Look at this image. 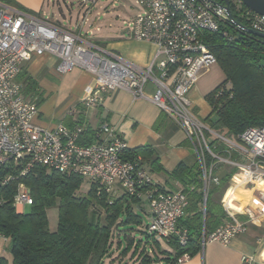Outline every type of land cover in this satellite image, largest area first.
I'll return each mask as SVG.
<instances>
[{
	"label": "built area",
	"instance_id": "built-area-1",
	"mask_svg": "<svg viewBox=\"0 0 264 264\" xmlns=\"http://www.w3.org/2000/svg\"><path fill=\"white\" fill-rule=\"evenodd\" d=\"M118 0H78L80 11L73 26L67 27L52 18H44L21 10H9L0 1V167L13 161L22 164L24 175L35 165H45L60 172L73 171L97 183L98 187L115 196L119 190L131 196L144 198L151 207L152 221L147 232L162 240L175 237L181 246L188 243V232L179 227L180 218L186 215L187 194L182 189L161 190L152 187L149 171L140 159H124L126 140L117 127L109 122L100 126L98 139L89 144L78 142L83 126L75 123L68 127L63 123L47 129L33 122L38 114L36 96L27 97L17 80L22 64L31 55L50 54L58 59L56 70L65 74L73 69L88 71L95 76L94 92L86 100L89 105L99 93L129 90L135 97L153 101L184 131L198 161L203 168V212L206 210L208 185L218 177L212 175L215 164L207 166L210 153L217 163L237 167L229 181L247 177L242 185L252 184L260 188L264 200V125L245 129L238 135L237 143L198 118L193 111L190 92L200 77L217 64L216 55L209 50L207 33H220L231 38L229 28L246 30L235 23L225 7L224 0H136L139 12L124 20L130 38L154 45V54L145 66L132 63L106 48L100 41L104 27L100 22L112 16V7ZM240 1V0H239ZM240 3H242L240 1ZM249 28L264 33V16L250 9L243 12ZM112 27V22L109 23ZM152 83L154 92H146ZM225 143L229 156L212 151L210 139ZM236 152L237 158L231 156ZM241 159L249 162L244 164ZM8 176L2 183L12 180ZM228 186V187H229ZM228 189V188H227ZM30 189L23 182L18 184L14 206L18 211L32 204ZM222 205L228 218L214 231L203 233L202 249L210 242L229 246L233 239L247 230L232 210ZM250 221L259 217L247 209ZM0 229V243L7 241ZM186 253L178 264L187 261ZM254 256L243 255L242 264H256Z\"/></svg>",
	"mask_w": 264,
	"mask_h": 264
},
{
	"label": "trees",
	"instance_id": "trees-1",
	"mask_svg": "<svg viewBox=\"0 0 264 264\" xmlns=\"http://www.w3.org/2000/svg\"><path fill=\"white\" fill-rule=\"evenodd\" d=\"M234 6L231 5V11L235 23L248 26L244 16L239 18L234 13ZM248 9L242 3L241 11ZM229 29L231 38L220 33L206 34L208 48L216 55L217 64L225 75L224 80L206 95L212 107V113L206 121L217 133L237 140L245 129L264 125V38L247 29ZM17 80L21 82L25 96H36L39 105L43 102L44 99L37 92L36 82L25 70L21 69ZM75 123L83 126L78 139L80 144L89 145L98 139L100 127L96 130L86 127L82 119ZM210 147L221 156H229L227 145L218 139L211 137ZM231 156L237 158L236 152L231 151ZM122 157L140 159L143 165L148 163L151 171L163 169L157 152L150 144L127 148ZM206 161L208 167L215 164L212 175L218 177L219 182L212 181L208 185L205 212L202 209L203 168L198 158L193 164L181 161L170 174L173 180L180 183V189L188 197L186 215L178 223L179 227L188 232L186 246H181L175 237L159 240L148 232H143L140 241L129 236V231H136L134 227L143 224L139 211L143 209L141 201L144 198L139 199L122 190L113 196L93 181L88 194L81 195L79 191L85 178L78 173L60 172L45 165H35L23 175L22 164L7 162L0 167V229L8 238L12 262L108 264L105 263L108 258H112V263L118 255L129 254L131 258L139 249L138 242L148 243L151 250L155 251L153 253L144 246L140 252V264H178V259L186 253L190 257L195 256L202 250L203 233L214 231L228 219L220 198L238 170L234 167L221 172L220 166L223 163H217L210 153L206 155ZM8 176L13 179L2 183ZM20 182L27 185L33 197L32 204L22 211L14 206V196ZM151 185L166 190L153 181ZM53 207L58 208L56 229H51L48 216V210ZM133 233L136 236L137 233ZM161 241L166 244L168 241L172 252L163 249ZM117 250L120 254L114 255ZM0 264H8V259L0 256Z\"/></svg>",
	"mask_w": 264,
	"mask_h": 264
},
{
	"label": "crops",
	"instance_id": "crops-1",
	"mask_svg": "<svg viewBox=\"0 0 264 264\" xmlns=\"http://www.w3.org/2000/svg\"><path fill=\"white\" fill-rule=\"evenodd\" d=\"M0 1L9 10H21L41 16L42 0ZM106 30L112 29L105 24L100 33V41L106 48L139 66L149 63L154 54L153 44L124 37L112 42L115 38L112 35L110 38L109 35L106 36L104 34ZM57 63L58 59L55 56L43 54L31 55L22 64V69L36 82L40 98L44 99L33 122L40 127L53 129L60 123L73 127L75 122L82 119L86 127L93 130L109 122L117 127L126 140L128 148L145 144L153 146L163 167L160 171H151L148 163L144 164L153 183L166 190L180 189V183L173 180L170 174L181 161L193 164L197 159L185 131L153 101L143 97L137 98L129 90L99 93L97 100L87 105L86 100L94 92L95 76L78 68L60 74L56 70ZM214 66L200 77L190 92L194 113L206 123L212 113L206 95L225 78L221 67H219L221 74L213 76ZM148 84L146 92L151 94L154 92V86L152 83ZM211 117L214 118V115ZM241 161L244 164L249 162L246 159ZM247 177L242 179L236 176L233 180L234 184L229 186L224 194L225 207L232 210L235 217L246 224L247 230L239 233L229 246H223L218 242L206 244L199 253L182 264H242L243 255L254 256L257 264H264V200L260 196V188L247 184L235 190V184L239 185L243 180L246 181ZM260 184L264 186V180ZM198 206L200 207V204ZM247 209L252 210L259 217L258 223L250 221L246 214ZM161 245L163 249L172 252L168 241L167 244L161 241ZM143 246L152 251L148 243L144 242ZM0 256H5L8 264H14L8 240L0 243ZM117 262L113 261L112 264Z\"/></svg>",
	"mask_w": 264,
	"mask_h": 264
},
{
	"label": "rangeland",
	"instance_id": "rangeland-1",
	"mask_svg": "<svg viewBox=\"0 0 264 264\" xmlns=\"http://www.w3.org/2000/svg\"><path fill=\"white\" fill-rule=\"evenodd\" d=\"M232 4L235 5L234 13L237 14L239 18L243 17V12L241 11L242 3H240L239 0H232ZM113 10V14L110 17H106L102 19L100 22L103 23V25L106 27H109V23L112 22V27H109L110 31H105L104 34L106 36L109 35V38L114 37L115 39H112L113 41L118 40L119 37L124 38H130L129 34L126 32V24L124 23V20L131 19L134 15H136L139 12V5L137 4L136 0H118L115 4V7L111 8ZM80 11L79 2L78 0H42L41 6H40V15L44 18H52L54 15L56 18L59 19V22L64 24L67 27L73 26L72 24L76 21L78 17V13ZM219 65H215L212 69V74L214 77L221 74V70L219 68ZM149 85V84H148ZM237 143H240L238 140H235ZM233 166L229 165L227 163H223L222 166H220L221 172H226L232 169ZM219 176V175H218ZM91 186V181L89 179H85L81 189L80 194L81 195H87ZM229 186V185H228ZM226 192V191H225ZM224 192V194H225ZM223 194V196H224ZM222 196V198H223ZM222 198L220 200L222 201ZM142 210L139 211V214L142 217L143 224L139 226L138 228L135 226L137 230L129 231V236L134 238L135 241H140V236H143V232H147V226L152 221L151 218V207L149 203L142 199L141 201ZM48 216L50 221V227L51 229L57 228V221H58V208L53 207L48 210ZM134 226V225H131ZM128 226V227H131ZM126 227V226H124ZM140 230V231H138ZM137 233L136 236L133 233ZM123 238V237H122ZM118 239V238H117ZM124 241V238H123ZM153 242V240L151 239ZM139 243V249L137 250V253L132 255L131 258L126 256L118 255L113 261H118L116 264H140L142 255H140V252L142 248L144 247V242H138ZM154 243V242H153ZM124 245V244H123ZM153 253H155L154 250H152ZM117 253L120 254L119 250L115 251L113 254L116 255ZM10 257V254L8 255ZM112 258H108L105 263L110 264ZM127 261V262H126ZM112 264V263H111Z\"/></svg>",
	"mask_w": 264,
	"mask_h": 264
},
{
	"label": "water",
	"instance_id": "water-1",
	"mask_svg": "<svg viewBox=\"0 0 264 264\" xmlns=\"http://www.w3.org/2000/svg\"><path fill=\"white\" fill-rule=\"evenodd\" d=\"M225 1V7L228 11V13L231 15V17L234 19L232 11H231V1L230 0H224ZM243 4H245L250 10L261 14L264 16V0H240ZM237 24L244 26L249 32L258 35L262 38H264V33L257 31L255 29L249 28L242 23L237 22Z\"/></svg>",
	"mask_w": 264,
	"mask_h": 264
},
{
	"label": "flooded vegetation",
	"instance_id": "flooded-vegetation-1",
	"mask_svg": "<svg viewBox=\"0 0 264 264\" xmlns=\"http://www.w3.org/2000/svg\"><path fill=\"white\" fill-rule=\"evenodd\" d=\"M231 1V5H232V0H230Z\"/></svg>",
	"mask_w": 264,
	"mask_h": 264
},
{
	"label": "bare ground",
	"instance_id": "bare-ground-1",
	"mask_svg": "<svg viewBox=\"0 0 264 264\" xmlns=\"http://www.w3.org/2000/svg\"><path fill=\"white\" fill-rule=\"evenodd\" d=\"M261 182H262V181H261ZM261 182H260V183H261Z\"/></svg>",
	"mask_w": 264,
	"mask_h": 264
}]
</instances>
